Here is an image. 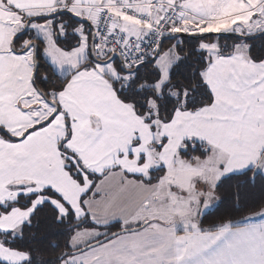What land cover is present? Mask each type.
Listing matches in <instances>:
<instances>
[{
  "label": "crops",
  "instance_id": "crops-1",
  "mask_svg": "<svg viewBox=\"0 0 264 264\" xmlns=\"http://www.w3.org/2000/svg\"><path fill=\"white\" fill-rule=\"evenodd\" d=\"M116 2L0 0V127L21 138L26 130L54 113V106L33 86V47L24 53H15L11 48V39L22 28V20L64 10L82 13L94 27L97 9L105 7L114 14L122 32L134 36L146 33L147 27L123 18ZM184 10L185 19L204 23L206 33L225 31L221 22L209 15L197 16L198 12L187 6ZM35 23L29 28L43 42L45 59L57 75L70 79L54 96L59 112L52 121L18 140L0 135V205L14 202L21 196L38 195L30 208H13L1 215L0 234L18 233L33 210L44 202L51 203L64 215L66 210L62 204L40 195L44 190L56 193L78 220L88 217L97 226L139 220L132 216L135 208L124 203L116 212L95 209L93 204L101 196L100 184L118 174L122 176L123 186L113 188L116 192L131 194L133 199L136 196L141 204L149 200L158 202L170 192L167 185L160 186V183L168 175L176 152L188 140L191 144H198V141L207 153L214 150L218 159L216 174L223 172L224 177L253 169L258 162L264 151V63L250 61L245 46L238 44L231 55L222 56L216 44L202 43L204 46L200 49L212 57L203 73L213 96L212 103L195 112L177 111L172 120L160 124L159 129L154 124L156 130L152 131L131 105L118 99L110 79L99 70L103 64L85 65L91 52V37L88 38L84 26L75 29L78 45L65 50L57 44V38L44 32L45 27ZM39 100L48 103L45 115L31 117L28 112L40 107ZM66 121L70 133L65 149L87 172L100 177L83 202L81 198L88 192L91 182L80 165L82 182L75 180L65 168L61 142ZM139 133L148 143H160L161 154L153 159L151 168H164L165 173L154 184L144 181L148 171L132 173L126 169L128 164L122 167L115 163L122 154H130L126 145L139 138ZM111 214L113 217H109ZM158 223L147 221L137 229L76 245L77 249H72L68 257L69 264H264V216L253 215L239 226H225L214 232H200L198 227L177 231L170 225ZM86 230L90 229L76 230L70 246L75 237ZM25 260V254L0 243V262L21 264Z\"/></svg>",
  "mask_w": 264,
  "mask_h": 264
},
{
  "label": "trees",
  "instance_id": "trees-1",
  "mask_svg": "<svg viewBox=\"0 0 264 264\" xmlns=\"http://www.w3.org/2000/svg\"><path fill=\"white\" fill-rule=\"evenodd\" d=\"M62 12L59 15H53L48 18H39L33 22L43 21L49 18L63 21L69 20L67 25L68 31H72L71 36L61 38L57 37V44L65 49L70 50L78 45L79 38L74 32L75 28L84 23L76 22L64 10H54L50 14ZM254 17V16H253ZM252 17V18H253ZM30 17L24 18L23 27ZM23 27L20 29L22 30ZM88 38L91 37L90 29L86 25ZM257 33L248 35L253 36ZM171 38V36H175ZM241 35H245L244 33ZM160 54L168 47L169 44L178 41L176 50L179 60L170 69L167 83L163 86L160 95L156 94L153 85L160 80V71L154 62L141 64L139 68L132 72L128 81H112L111 85L119 100L131 105L136 114L142 117L146 124L154 130V121L167 123L172 120L177 111L195 112L201 108L209 106L213 101V96L206 85L203 73L210 64L212 57L204 50L200 49L201 43H215L219 48L222 56L231 55L235 46L245 43L247 46V56L254 63H264V33L254 39H244L238 37L234 32H210V33H181L175 32L166 36ZM34 41L37 47L36 64L37 69L34 75L33 86L44 100H52L56 104L57 113L59 106L54 100V96L61 92L69 81L68 77H60L56 74L50 63L43 55L44 44L29 29L26 34L17 38L14 43V49L21 52L26 44ZM159 54V55H160ZM111 56V55H110ZM110 56L105 58L107 60ZM120 73H127L121 69L120 63L113 61ZM34 64V58H33ZM85 65H93L91 52ZM135 67H126L127 70H133ZM150 100L155 101V108L149 106ZM55 111V106H54ZM57 113L55 115H57ZM55 115L45 119V122L39 126L26 130L20 137L47 125L53 120ZM67 131L69 126L67 125ZM1 137L8 140H18L20 138L12 136L5 128L0 127ZM69 133H67L66 140ZM65 140V141H66ZM61 142V151L66 156V170L78 182H82L80 172L76 171V166L72 163L70 156L64 148V142ZM195 144V143H194ZM191 150L187 146L186 155H201V147L197 144ZM205 147V146H203ZM76 165H80L76 161ZM79 166V168H80ZM82 167V166H81ZM83 168V167H82ZM84 169V168H83ZM81 171V170H80ZM86 175L91 182L88 192L82 196L81 202L89 197L100 180L99 176L87 172ZM253 169H249L239 174H229L223 177L215 186V192L218 197V204L210 211L206 212L200 218L198 230L200 232H214L225 226H239L246 220L264 209V175L262 172L255 178H252ZM165 173L164 168L154 170L150 178L144 180L148 184L156 183ZM140 179V177H135ZM40 195L46 196L62 204L66 213L60 214L59 211L49 202H44L37 206L27 222H25L18 233L0 234V243L10 250L17 251L26 255V260L21 264H61L72 254L70 241L75 231L82 228L106 230L104 238L125 232L121 224L113 223L108 226H97L84 217L76 219L72 210L62 202L60 197L51 190H44ZM38 195L21 196L14 202L0 205V215L9 213L13 208L28 209ZM0 264H7L0 262Z\"/></svg>",
  "mask_w": 264,
  "mask_h": 264
},
{
  "label": "rangeland",
  "instance_id": "rangeland-1",
  "mask_svg": "<svg viewBox=\"0 0 264 264\" xmlns=\"http://www.w3.org/2000/svg\"><path fill=\"white\" fill-rule=\"evenodd\" d=\"M161 1L166 4L180 5L183 7V9L187 6L193 12L200 13H197V16L209 15L211 18H213V20L221 22V27L223 26L225 30L223 32H234L237 34L244 33L245 36H248L259 31H264V0ZM73 14L80 18H83L84 16L82 13ZM14 17L15 20H19L18 16ZM190 23H193V21H191ZM35 24H39L37 26L45 27L46 29L44 30V32H46V34L52 35L54 38H65L71 36L72 33V31H68L67 28V25L69 24L68 19L59 21L53 18H49L43 21H39ZM193 24L199 25L198 33H206L204 23L198 22ZM80 27H83V24H81ZM74 32L76 33L75 30ZM183 33L189 34L191 33V29L186 28ZM84 40L85 39H83V41ZM177 42L178 41H175L174 43L169 44L168 47L157 57L155 61V66L160 71V80L153 85L157 95H160L163 86L167 83L171 67L179 60V55L176 50ZM203 44L201 43L200 46H204ZM239 45L245 46L247 48L245 43H240ZM92 62V66L100 63L93 59ZM99 70L104 76L108 77V80L110 79L112 81L123 80L126 82L131 77V74H128L130 72L120 73L117 70L114 62L103 64L99 67ZM37 105H40V107L32 109L28 113L31 117L36 116L41 118V116H43L44 114L45 108H47L48 106V103L46 101L39 100L37 102ZM149 106L151 109H154L155 101L150 100ZM139 118L144 121L142 117L139 116ZM154 124L159 129L161 126L160 124L162 123L154 121ZM65 125L66 132L62 141H65L67 133H70V130L67 131V121L65 122ZM156 127L152 131H155ZM137 135L138 133L136 134V136ZM196 143H198L197 145L201 147V152L203 154L186 155V152H183V148L188 145L190 146L191 150L195 148V144H189V140L185 142L184 145L181 146L176 152V158L168 169V175L160 183V186L167 185V187L170 189V192L168 193V195L160 198L158 202L149 200L150 202H144L141 204L138 203L136 196L133 199V196L131 194H127L122 191L119 193L116 192L114 189H118L119 186H123L122 176L116 174L109 177L100 184L99 192L101 196H99L100 199L93 204L95 209H106L110 212H116V210H118V207H120V205H123V203L129 208H135L132 216L139 217L140 219L130 223L122 222L121 226L123 230L126 231L137 229L147 221H151V224H155L157 222L164 223L165 225H170L177 231H191L192 229L197 228L202 215L212 210L218 204V197L214 190V187L224 176H222L223 172L216 174L218 159L214 150L210 153H207L205 152V148L201 144H199L198 141ZM159 144L160 143L154 144L153 142L148 143V140L145 138V136L139 133V138H136L135 141L132 142V144L126 145V148L130 154H122L120 156V159L116 160L115 163L117 164V166L122 167L124 164H128V168L126 169H128V171L132 173H142V171H148L143 178L149 179L151 172H153V170L155 169L151 168L153 159L158 158V155L161 154ZM65 157L66 156L64 155V162ZM68 158L71 159L72 163L75 164L76 171L81 173L79 166L76 165L77 160L70 157ZM126 159H129L131 161H126ZM67 165H69V162L65 164V166ZM102 174H105V172H103ZM262 174L264 175V169L262 171ZM118 214H120L119 211ZM113 215L114 214H111L109 217H113ZM254 216H264V209L258 212V214H254ZM159 223L157 225H159ZM108 225L110 224L108 223ZM108 225L106 224L98 226L102 227ZM105 233L106 230H86L81 234L79 233L75 237L74 244H72L70 247L73 250L77 249L78 246L76 245H82L89 240L90 243H92L99 237L104 238ZM64 262V264H69L70 261L68 258H66Z\"/></svg>",
  "mask_w": 264,
  "mask_h": 264
},
{
  "label": "built area",
  "instance_id": "built-area-1",
  "mask_svg": "<svg viewBox=\"0 0 264 264\" xmlns=\"http://www.w3.org/2000/svg\"><path fill=\"white\" fill-rule=\"evenodd\" d=\"M116 8L123 18L148 28L140 35H128L119 29L114 14L99 7L94 19L93 52L98 60L117 54L126 67H136L152 58L161 40L176 31L191 29L198 33L199 25L185 19V11L177 4L161 0H117Z\"/></svg>",
  "mask_w": 264,
  "mask_h": 264
},
{
  "label": "water",
  "instance_id": "water-1",
  "mask_svg": "<svg viewBox=\"0 0 264 264\" xmlns=\"http://www.w3.org/2000/svg\"><path fill=\"white\" fill-rule=\"evenodd\" d=\"M65 12H67V11H65ZM60 13H62V12L54 13V14H51V15H45V16H37V17H34V18H31V19L27 20V21L25 22V24H24L23 29L20 30L19 32H17V33L12 37V39H11V48H12L13 52L17 53V51H15V49H14V43H15V41L17 40V38H19L20 36H22V35H24V34L27 33V31L29 30V26H30V24H31V22H32L33 20H37V19H39V18H48V17H51V16H53V15H54V16H55V15H59ZM67 13H68V14L70 15V17H71L73 20H75L76 22L84 23V24H86V25L90 28V32H91L90 51H91V57H92L93 60L98 61V62L103 63V64L110 63V62H113L114 60H117V61H119V63H120L121 69H122L123 71L130 72V73L136 71V70L139 68L140 65L136 66L133 70H127L126 67H125V65L123 64L121 58H120L117 54H113V55H111L107 60H104V61H100V60H98V59L95 57L94 52H93V45H94V38H95V30H94V27H93L92 23L90 22V20L85 19V18H80V17L74 15V14L71 13V12H67ZM262 33H264V32H260V33H258V34L253 35V36H245V35H241V34H237V36H238V37H242V38H244V39H254V38H256V37L262 35ZM174 37H176V35H175V36H171V38H174ZM166 39H167V38L164 37V38L161 40V42H160V44H159V46H158V49H157L155 55L149 60V62H151V63L154 62L155 59L159 56V54H160V52H161V50H162V47H163V43H164V41H165ZM30 47H33V58H34V64H33V65H34V68H33V74H32V82H34V75H35V71H36V69H37V64H36V53H37V47H36V43H35L34 41H30V42H28V43L26 44L25 48H24L21 52H22V53L26 52ZM42 96H43V98H46L44 95H42ZM47 100H48L47 102H49L51 105L55 106V111H54V113L52 114V115H55V114L57 113V110H58V109L56 108V104H55L52 100H49V99H47ZM44 122H45V121L41 122L40 124H38V125H36V126H39V125L43 124ZM34 127H35V126H34ZM20 139H21V138H20ZM189 144H191V141H189ZM186 151H187V146H186L185 148H183V152H186ZM263 166H264V151L262 152V154H261V156H260L258 162L256 163V165H255L254 168H253L252 178H255L258 174H260V173L262 172ZM120 233H122V232H120ZM118 234H119V233H118ZM114 235H115V234H114ZM114 235L109 236V237H113Z\"/></svg>",
  "mask_w": 264,
  "mask_h": 264
},
{
  "label": "flooded vegetation",
  "instance_id": "flooded-vegetation-1",
  "mask_svg": "<svg viewBox=\"0 0 264 264\" xmlns=\"http://www.w3.org/2000/svg\"><path fill=\"white\" fill-rule=\"evenodd\" d=\"M80 25H81V24H80ZM83 26L85 27V26H86V24H83ZM77 27H79V25H78ZM77 27H76V28H77ZM76 28H75V29H76ZM85 28H86V27H85Z\"/></svg>",
  "mask_w": 264,
  "mask_h": 264
}]
</instances>
